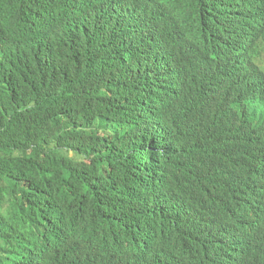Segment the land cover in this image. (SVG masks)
Masks as SVG:
<instances>
[{"label": "trees", "instance_id": "trees-1", "mask_svg": "<svg viewBox=\"0 0 264 264\" xmlns=\"http://www.w3.org/2000/svg\"><path fill=\"white\" fill-rule=\"evenodd\" d=\"M228 1L239 0H186L208 35L179 36V17L156 29L172 38L157 46L143 0H0V264H164L149 247L172 240L170 223L191 204L202 211L214 188L227 189L215 211L246 198L239 163L264 145V121L248 114L243 55L227 47ZM241 13L256 41L264 10L244 3ZM197 157L226 159L221 185L189 173ZM186 174L200 192L180 186ZM147 212L151 237L138 240ZM97 237L118 247L93 263L77 247ZM180 238L205 252L199 233Z\"/></svg>", "mask_w": 264, "mask_h": 264}, {"label": "clouds", "instance_id": "clouds-1", "mask_svg": "<svg viewBox=\"0 0 264 264\" xmlns=\"http://www.w3.org/2000/svg\"><path fill=\"white\" fill-rule=\"evenodd\" d=\"M186 0H143L141 7L140 21L152 26L153 31L147 33V44H157L165 46L172 39L167 34H160L159 29L164 24H170L177 27V19L182 18L179 25V36H193L197 40L201 37L199 34L208 35L205 27L196 26L194 21L189 18L187 12ZM247 3L255 6H261L264 10L263 0H239L237 4H222L225 16L223 21L230 32L227 33V47L231 45L237 48L243 55L235 57V62L240 66L243 72V88L248 93L247 99H251V105L248 108V114L257 111L264 121V60H260L259 48L264 44L259 41L264 40V23L257 24L255 30L256 41L248 38V28L251 25V17L244 16L241 13V5ZM185 12V15L182 14ZM146 14V16H145ZM145 17V18H144ZM200 28L198 33L196 28ZM206 53V46L197 56ZM144 63H156L143 60ZM244 97L241 98L243 100ZM240 100V101H241ZM232 145L226 148L230 151ZM157 152L159 150H156ZM244 153V152H243ZM243 159L235 161L242 165V174L247 177L242 181V190L246 195L245 199L229 203L224 208L215 211L213 206L215 201L227 191L224 189H215L208 205L203 206L202 211L196 210L192 204L188 217L182 219H173L170 223L172 228V240L167 244L154 245L151 248V258L158 257L164 264H183V258L190 256L185 264H201V259H205L209 264H264V145L251 147ZM255 163L251 164V159ZM224 157H218L210 161H201L197 157V162L190 164L189 173L200 171L204 176H210V185L218 186L224 182L225 177ZM185 175L180 186L189 187L190 195L194 192H200L204 184L187 179ZM154 219L153 213L146 214V232L139 230L138 240L151 237L150 224ZM131 226L130 223L127 224ZM192 233L193 236L199 233L203 237V248L195 241L190 247L182 240L181 235ZM128 235L132 233L127 232ZM245 240L251 244V247L242 244ZM191 241V240H190ZM86 244L82 250H93V260L95 263L97 254L100 251H106L111 255V250L118 247L116 242L107 237L89 238L87 241H80V246ZM164 254H161L162 251ZM96 264V263H95ZM140 264V261L137 263Z\"/></svg>", "mask_w": 264, "mask_h": 264}]
</instances>
